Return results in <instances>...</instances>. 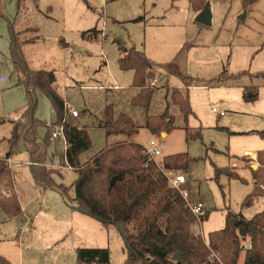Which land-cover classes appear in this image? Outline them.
Wrapping results in <instances>:
<instances>
[{"label": "rangeland", "instance_id": "obj_1", "mask_svg": "<svg viewBox=\"0 0 264 264\" xmlns=\"http://www.w3.org/2000/svg\"><path fill=\"white\" fill-rule=\"evenodd\" d=\"M0 1L4 12L0 16V158L13 150V122L27 105V88L13 62L15 33L26 66L52 70L58 92L90 126L92 147L82 159L97 154L107 143L128 139L107 136L98 125L107 103H116L135 119L136 142L147 148L152 140L156 142L161 154L155 160L181 152L194 159L184 174L191 202H203V213L209 212L198 222L206 241L210 232L224 227L228 209L246 218L264 210V186L252 200L248 198L257 187L251 165L258 170L260 159L244 155L245 150H264L259 133L264 131V76L257 75L264 72V0L248 7L243 0H208L211 26L196 21L199 12L189 0ZM244 12L242 21L239 16ZM92 29L98 35H85ZM119 42L143 51L153 63L152 79L158 83L149 107L131 103L139 88L133 87L134 71L120 66ZM81 82L105 86L81 89ZM188 84L193 113L185 121L179 107L169 103L173 88L187 89ZM111 85L119 89L108 90ZM245 90L256 91V99L245 98ZM36 93L38 116L49 124L56 122L50 99L39 89ZM168 105L175 127L164 138L165 132L153 134L148 129L146 118L163 114ZM187 127L201 135L188 139ZM45 135L46 127H39L37 142H44ZM25 144L21 139L10 158L24 218L10 216V220L1 212L0 255L11 264H78V248L101 247L109 248L111 264H123L127 252L118 229L75 209L73 187L64 195L59 192V184L69 187L77 178V171L66 163L63 140H52L45 155L44 164L54 169L51 186L36 180ZM217 167L228 171L217 175ZM6 191L0 185V197ZM25 220L32 227L21 233ZM207 247L208 252L214 250ZM244 256L242 252L238 264H244Z\"/></svg>", "mask_w": 264, "mask_h": 264}, {"label": "trees", "instance_id": "obj_2", "mask_svg": "<svg viewBox=\"0 0 264 264\" xmlns=\"http://www.w3.org/2000/svg\"><path fill=\"white\" fill-rule=\"evenodd\" d=\"M189 1L200 12L208 0ZM255 1L243 0V5L248 7ZM3 13L0 1V16ZM98 33L97 29H92L85 35L95 36ZM118 45L122 51L120 66L123 70L134 71L133 87L139 88V93L131 103L149 107L155 92V88L150 87L153 63L134 46L128 47L124 42ZM11 47L19 81L27 88L26 108L13 124L12 149L21 139L26 140L33 175L37 181L47 186L53 185L54 169L44 164L45 155L53 130L66 119L64 127L68 147L65 160L69 167L77 171V178L69 187L63 183L58 187L63 195L73 187L74 200L79 208L100 219L103 224L114 225L118 229L127 252L123 264H238L244 252V242L250 244L244 252V264H264V210L246 218L228 209L224 227L210 232L206 241L196 233L194 224L198 219H206L209 212L205 211L199 217L195 215L183 196L184 190L189 191L188 183L181 187L171 183L172 174L184 172L194 160L187 152L167 155L161 162L144 157V146L133 139L139 131L135 119L124 112L116 114L114 104L108 103L100 126L107 136L124 135L128 139L107 143L97 154L83 160L82 155L92 147V137L88 126L80 125L74 117L66 115L65 100L54 86V72L27 67L15 33ZM257 75L264 76V72ZM187 86V89L173 88L169 103L179 107L185 121L193 113L189 84ZM38 89L46 94L55 107L58 116L56 123L47 125L37 117ZM245 91V98L256 99V91ZM169 105L163 114L147 116L146 126L153 134H168L175 127V118L169 113ZM39 127H46L45 141L42 143L37 142ZM186 130L188 139L201 135L199 131L192 132L188 127ZM259 133L264 138V131ZM12 151L0 158V185L7 190L0 197V210L6 214V218L22 214L9 164ZM258 158L261 167L253 171L257 187L249 195L250 200L262 192L260 189L264 186V150L259 151ZM227 171V168H216L217 175ZM207 245L214 249L220 260L214 263L208 260ZM177 252L182 253L184 262L173 260ZM77 263L111 264V252L109 248L101 247L78 248ZM0 264L11 262L0 255Z\"/></svg>", "mask_w": 264, "mask_h": 264}, {"label": "built area", "instance_id": "obj_3", "mask_svg": "<svg viewBox=\"0 0 264 264\" xmlns=\"http://www.w3.org/2000/svg\"><path fill=\"white\" fill-rule=\"evenodd\" d=\"M158 83V79L154 78L152 79V81L150 82V87L154 88ZM65 110H66V115H70L74 118L80 117V112L75 109L73 106H71L69 103H65ZM212 112L214 113H218L216 108H212L211 109ZM219 114L222 116L224 115V112L221 111L219 112ZM66 121V119H64L61 124H58L55 129L53 130L52 134H51V141L55 140V139H62L64 144H65V148L67 150L68 144H67V136H66V132H65V127H64V122ZM142 153L144 155V157H148V159L153 160L156 158L157 155L161 154V151L159 148H157L156 146V142L154 140L151 141V146L149 148L144 147L142 150ZM187 178L184 174V172L181 173H177L175 175H173L171 177V183L173 186L175 187H180L181 185H183L184 183H186ZM183 196L186 198L189 207L191 208L192 212L197 215L198 217L201 216L203 214V211L205 210V206L203 204V202H196L193 203L190 200V194L188 191H183ZM201 223V220L198 219L197 223ZM29 220H27L21 227V233L23 232H27L29 230ZM198 235L203 236V234L201 233V229L197 232ZM205 239V238H204ZM250 244L248 242H244L242 245L243 251L245 252L248 248H249ZM211 249V248H209ZM208 260L212 263L216 262L217 260H220L218 254L216 252H214V250H209L208 252Z\"/></svg>", "mask_w": 264, "mask_h": 264}, {"label": "crops", "instance_id": "obj_4", "mask_svg": "<svg viewBox=\"0 0 264 264\" xmlns=\"http://www.w3.org/2000/svg\"><path fill=\"white\" fill-rule=\"evenodd\" d=\"M152 81V80H151ZM94 84V83H93ZM102 85V86H101ZM105 85L104 84H94V85H91V84H86V83H83V82H81L79 85H78V87L79 88H81V89H85V88H103ZM117 86H109L108 88V90H118L119 88H116ZM65 100V99H64ZM67 101H65V103H66ZM109 103H112V102H109ZM108 104V103H107ZM114 104V108H115V111H116V114H119V113H121V112H123V111H121L118 107H117V104L116 103H113ZM54 109H55V107H54ZM55 111H56V109H55ZM80 112V111H79ZM56 114H57V112H56ZM37 115V117L40 119V120H42L39 116H38V114H36ZM105 115V114H104ZM58 117V116H57ZM19 119V118H18ZM77 121H78V123L80 124V125H86L87 123H85L84 122V120H83V118H81V113H80V117H77V118H75ZM104 118H101L100 117V119H99V122H98V125L100 126L101 125V121L103 120ZM17 120H14V122H16ZM42 121H44V120H42ZM57 121V120H56ZM14 122H13V124H14ZM47 125H50L49 123H47L46 121H44ZM54 123H56V122H54ZM51 124H53V123H51ZM89 126V125H88ZM90 127V126H89ZM101 127V126H100ZM102 128V127H101ZM39 129V128H38ZM103 129V128H102ZM38 131V130H37ZM167 136V133H166V135H163V137L165 138ZM38 141V140H37ZM39 143V142H38ZM42 143V142H41ZM50 143H51V141H50ZM64 150H65V153H66V148H64ZM249 153V155H252V156H256V155H258V153H259V151H250V150H245V152H244V155H247ZM30 157H31V154H30ZM1 158H3V157H1ZM11 158V157H10ZM10 158H9V164H10ZM83 160H85V159H83ZM30 164H31V162H30ZM252 166V168L254 169V170H256L257 168L255 167L254 168V166L253 165H251ZM11 167V166H10ZM189 186V185H188ZM17 192V191H16ZM59 192H61L60 191V189H59ZM61 194H62V192H61ZM18 195V194H17ZM63 195V194H62ZM75 197V196H74ZM18 199H19V197H18ZM19 202H20V200H19ZM20 209H21V212H22V214L21 215H19V217H20V219L21 218H24V211H23V208L21 207V203H20ZM1 212L2 211H0V214H1ZM86 214V213H85ZM89 215V214H88ZM91 216V215H90ZM11 219H13V218H10V220ZM19 219V220H20ZM7 221H9L8 219H4V221L3 222H7ZM27 220H25L24 221V223L26 222ZM23 223V224H24ZM22 224V225H23ZM197 224H198V226H197ZM31 227H32V225H31ZM30 227V228H31ZM194 229H195V231H196V233L201 229V227H200V225H199V223H195L194 224ZM201 233H202V229H201ZM198 234V233H197ZM203 234V233H202ZM204 236V235H203ZM205 238V237H204Z\"/></svg>", "mask_w": 264, "mask_h": 264}, {"label": "water", "instance_id": "obj_5", "mask_svg": "<svg viewBox=\"0 0 264 264\" xmlns=\"http://www.w3.org/2000/svg\"><path fill=\"white\" fill-rule=\"evenodd\" d=\"M246 16H247V12H244L242 15L239 16V19L242 21L246 20ZM212 20H213V14H212V10H211V6H210V2L207 1L205 7L203 10H201L198 15L196 16V21L206 25V26H211L212 25ZM163 135H166V133H164ZM75 209L82 211L83 213L89 214L86 210H83L81 208H79L78 206L75 207ZM173 260L175 261H180V262H184L185 259L182 255L181 252H177L173 255Z\"/></svg>", "mask_w": 264, "mask_h": 264}]
</instances>
